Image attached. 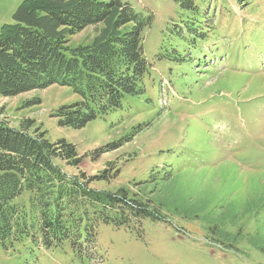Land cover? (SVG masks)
I'll return each mask as SVG.
<instances>
[{
  "label": "rangeland",
  "instance_id": "1",
  "mask_svg": "<svg viewBox=\"0 0 264 264\" xmlns=\"http://www.w3.org/2000/svg\"><path fill=\"white\" fill-rule=\"evenodd\" d=\"M24 1L0 0V31ZM192 1L197 11L175 0H124L152 22L143 32L146 93L85 128H63L54 117L81 101L69 87L0 95L4 123L29 120L31 133L75 146L79 169L55 160L68 176L106 174L91 188L126 189L151 208L172 201L155 219L101 224L92 249L0 242V264H264L253 241L264 237V0ZM95 30L69 46L88 45Z\"/></svg>",
  "mask_w": 264,
  "mask_h": 264
},
{
  "label": "trees",
  "instance_id": "2",
  "mask_svg": "<svg viewBox=\"0 0 264 264\" xmlns=\"http://www.w3.org/2000/svg\"><path fill=\"white\" fill-rule=\"evenodd\" d=\"M175 1L184 11L198 10L192 0ZM151 24L150 17L136 13L124 0H26L13 24L0 31V95L13 98L53 85L69 87L81 101L64 105L54 117L63 128H85L119 111L127 97L146 93L149 65L143 32ZM88 27L96 29L92 41L70 47V38ZM25 123L15 128L0 119L3 247L15 243L48 250L67 244L75 250L84 245L92 249L101 224L121 227L133 217L153 218V211L172 201L169 197L151 208L149 200L131 197L126 189L108 193L91 188L106 174L90 181L84 173L68 176L55 160L79 169L83 157L75 146L66 139L52 143L43 134L31 133L32 121ZM224 216L215 221L222 224ZM253 241L264 251V237Z\"/></svg>",
  "mask_w": 264,
  "mask_h": 264
}]
</instances>
